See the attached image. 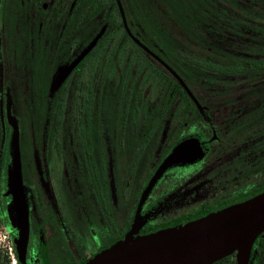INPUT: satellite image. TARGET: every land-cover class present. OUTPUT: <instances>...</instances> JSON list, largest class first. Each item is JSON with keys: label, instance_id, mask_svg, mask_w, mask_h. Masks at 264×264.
Listing matches in <instances>:
<instances>
[{"label": "flooded vegetation", "instance_id": "af4514ba", "mask_svg": "<svg viewBox=\"0 0 264 264\" xmlns=\"http://www.w3.org/2000/svg\"><path fill=\"white\" fill-rule=\"evenodd\" d=\"M130 6L0 0V214L11 196L8 101L24 264H80L132 226L180 224L264 189V55L207 46L219 53L207 59L236 72L195 69L181 53L191 49L160 47ZM248 257L264 264V229ZM209 264H236L234 252Z\"/></svg>", "mask_w": 264, "mask_h": 264}, {"label": "water", "instance_id": "95a60500", "mask_svg": "<svg viewBox=\"0 0 264 264\" xmlns=\"http://www.w3.org/2000/svg\"><path fill=\"white\" fill-rule=\"evenodd\" d=\"M7 120L13 129L9 144L14 186L13 192L9 187L7 192L13 195L18 226V237L13 238V243L18 262L24 264L26 217L19 176L18 130L15 120L9 117ZM182 148L175 147L166 156L141 197L158 172L174 160ZM133 229L134 226L123 237L101 248L80 264H209L232 252L236 264H249L251 242L264 229V189L180 224L158 228L135 237L131 236Z\"/></svg>", "mask_w": 264, "mask_h": 264}, {"label": "trees", "instance_id": "16d2710c", "mask_svg": "<svg viewBox=\"0 0 264 264\" xmlns=\"http://www.w3.org/2000/svg\"><path fill=\"white\" fill-rule=\"evenodd\" d=\"M149 1L130 0V15L138 19L144 30L150 33L153 40L163 49L181 46L191 49L195 54L202 56L208 54L217 59L219 57L217 51H206L207 46L219 48L209 44L208 34L212 37V34L219 33L228 35V32H250L258 35L250 36V39L254 37L255 40L262 42L255 47L261 49L264 55V0H153L160 2L161 11ZM157 16L160 17L159 21L156 19ZM254 17L260 19L252 20ZM224 56L228 58L231 54L224 52ZM230 58L231 61L227 62L234 64L236 57ZM257 62L264 64V56ZM200 74L202 76L201 72ZM0 264H3L1 253Z\"/></svg>", "mask_w": 264, "mask_h": 264}, {"label": "rangeland", "instance_id": "374dc122", "mask_svg": "<svg viewBox=\"0 0 264 264\" xmlns=\"http://www.w3.org/2000/svg\"><path fill=\"white\" fill-rule=\"evenodd\" d=\"M162 3V2H161ZM222 4H225L224 1H221ZM162 5H164L162 3ZM238 13L240 14V11H238ZM260 18L258 17H254L252 20H259ZM229 35H226L224 33H219V34H212L210 37L209 34H208V41L210 43H213V45L215 44V46H218V47H222L224 48L225 50L227 49L228 51H232V52H236L237 50H241V51H247V52H250L252 49H255L256 47H253V44L250 43L252 42V40L249 38L251 36L252 33L250 32H243L244 36L248 37L246 39H242V40H237L235 35L232 33V32H228ZM218 38H220L221 40H217ZM256 39V38H255ZM256 41V44H261L262 42L259 41L258 39L255 40ZM224 46V47H223ZM178 48H181L178 47ZM185 49V48H184ZM257 52L259 55H262V51L261 49H258L256 48ZM181 53L184 57H187L188 59V62L192 63L193 65V68L195 69H200L202 71H210L211 73H216V74H219V72H222L223 75H226L227 77L231 76L234 74V72H236L237 69L233 68V67H228V66H223L221 63H219L217 60H211V59H207L205 56H202V55H198V54H195L194 52L192 51H185V50H181ZM5 108H6V116L9 117L12 121L15 120V117L10 114V111L7 112V108L9 110V103L8 101H6L5 103ZM16 122V121H14ZM12 127H11V131H10V136L12 137ZM10 140V139H9ZM10 146H11V143H10ZM12 175H13V169H12V166H11V163H10V166L8 167V171H7V179H8V187H9V190H11V192H13L14 190V186H13V180H12ZM23 187L21 188V196H22V201H24V192H23ZM11 196H10V199L7 201L6 203V207H5V211H4V214L1 215L0 214V230L2 229H6L8 234L10 235L12 241H13V234L11 232V230L13 231V229H18V226H17V216H16V211H15V206H14V202H13V195L12 193H10ZM23 203V202H22ZM24 206V204H23ZM24 210H25V207H24ZM26 212V210H25ZM167 227V226H165ZM163 228V227H161ZM154 231V230H152ZM147 232H151V231H146V232H141V231H136L135 229L132 230L131 232V236L132 237H135L137 235H142V234H145ZM14 238H17L18 237V230H16V233L15 235L13 236ZM123 237V236H122ZM121 238V237H120ZM14 245V243H13ZM14 249H15V245H14ZM18 261V259H17Z\"/></svg>", "mask_w": 264, "mask_h": 264}, {"label": "built area", "instance_id": "2783aa9c", "mask_svg": "<svg viewBox=\"0 0 264 264\" xmlns=\"http://www.w3.org/2000/svg\"><path fill=\"white\" fill-rule=\"evenodd\" d=\"M0 253L3 257V264H17L13 241L6 229L0 230Z\"/></svg>", "mask_w": 264, "mask_h": 264}]
</instances>
